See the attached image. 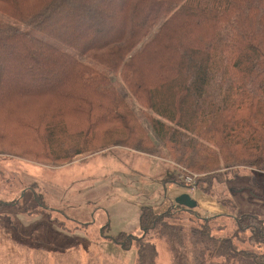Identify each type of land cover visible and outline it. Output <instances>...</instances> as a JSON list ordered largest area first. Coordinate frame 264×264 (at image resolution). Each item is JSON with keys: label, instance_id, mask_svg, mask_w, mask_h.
Wrapping results in <instances>:
<instances>
[{"label": "trees", "instance_id": "16d2710c", "mask_svg": "<svg viewBox=\"0 0 264 264\" xmlns=\"http://www.w3.org/2000/svg\"><path fill=\"white\" fill-rule=\"evenodd\" d=\"M0 113V152L164 148L197 176L224 213L141 206L139 237L103 235L135 264L154 239L170 264H264V0H0Z\"/></svg>", "mask_w": 264, "mask_h": 264}, {"label": "rangeland", "instance_id": "374dc122", "mask_svg": "<svg viewBox=\"0 0 264 264\" xmlns=\"http://www.w3.org/2000/svg\"><path fill=\"white\" fill-rule=\"evenodd\" d=\"M7 75L27 76L13 66ZM145 152L110 145L61 166L0 152V264H135V246L121 249L103 235L139 237L141 206L175 209L178 193L192 189L164 148ZM152 243L155 263L170 264L165 244Z\"/></svg>", "mask_w": 264, "mask_h": 264}, {"label": "crops", "instance_id": "0c3cea01", "mask_svg": "<svg viewBox=\"0 0 264 264\" xmlns=\"http://www.w3.org/2000/svg\"><path fill=\"white\" fill-rule=\"evenodd\" d=\"M188 193L191 196L190 198L196 203L195 209L198 210L200 214L206 215V216H218L223 213V210L217 205V203L214 200L207 198L206 196H204L203 194H200L194 189H191L190 192L188 191ZM178 194L184 195V194H187V191H182V192H179ZM176 207H177L176 204L172 205V208H176ZM139 211H140V208L138 210V218H139ZM8 256L9 254H6L5 256L6 260L8 259Z\"/></svg>", "mask_w": 264, "mask_h": 264}, {"label": "water", "instance_id": "95a60500", "mask_svg": "<svg viewBox=\"0 0 264 264\" xmlns=\"http://www.w3.org/2000/svg\"><path fill=\"white\" fill-rule=\"evenodd\" d=\"M175 204L177 205V207L184 208L186 210L194 209L196 207V203L187 194L181 195L176 200Z\"/></svg>", "mask_w": 264, "mask_h": 264}, {"label": "built area", "instance_id": "2783aa9c", "mask_svg": "<svg viewBox=\"0 0 264 264\" xmlns=\"http://www.w3.org/2000/svg\"><path fill=\"white\" fill-rule=\"evenodd\" d=\"M197 176H195V175H188V174H185L184 173V175H183V181H184V183H186L187 185H189V188H190V186H193V184H194V179L196 178Z\"/></svg>", "mask_w": 264, "mask_h": 264}]
</instances>
